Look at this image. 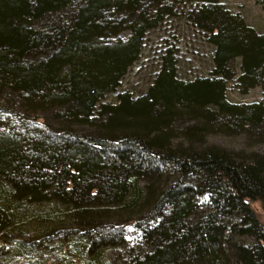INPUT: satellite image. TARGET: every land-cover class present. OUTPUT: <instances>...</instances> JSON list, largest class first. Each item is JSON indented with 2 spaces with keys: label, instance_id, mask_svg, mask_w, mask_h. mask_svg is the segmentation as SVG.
I'll return each instance as SVG.
<instances>
[{
  "label": "trees",
  "instance_id": "16d2710c",
  "mask_svg": "<svg viewBox=\"0 0 264 264\" xmlns=\"http://www.w3.org/2000/svg\"><path fill=\"white\" fill-rule=\"evenodd\" d=\"M173 21L209 69L183 78L173 35L146 92L122 90ZM230 85L262 98L233 102ZM0 99L23 111L6 125L0 108V233L17 249L53 240L61 264H116L128 223L148 250L121 264H264V153L206 140L264 144V31L221 0H0Z\"/></svg>",
  "mask_w": 264,
  "mask_h": 264
},
{
  "label": "rangeland",
  "instance_id": "374dc122",
  "mask_svg": "<svg viewBox=\"0 0 264 264\" xmlns=\"http://www.w3.org/2000/svg\"><path fill=\"white\" fill-rule=\"evenodd\" d=\"M227 5L232 12L239 13L245 21L254 27L257 31H264V0H221ZM128 35L127 31L119 34L121 39H125ZM173 35L177 37L172 39ZM178 41V44H174L179 50V72L183 78H188L197 73L201 74L208 70L206 53L207 46L203 45V40L200 38V34L193 29H190L184 24H180L178 28L177 21L169 23V25L161 26L156 30H151L144 42L142 57L135 63H133L127 70L126 74L121 80V89L128 91L134 96L141 95L146 92L150 81L155 73L157 59L160 52H163V45L167 43H173ZM180 40V41H179ZM172 45V46H174ZM227 98L236 103H252L259 101L262 98L261 90L259 87L251 88L246 93L237 92L231 85L228 88ZM0 108L4 111L3 123L10 125L11 123H17L14 121L12 110L17 113H23L19 111L20 105L16 104L14 107L8 108L7 103L0 99ZM13 108V109H12ZM40 113H34L38 116ZM86 129V128H84ZM210 144L221 146L227 149L240 150L244 149L248 152L257 151L264 153V144H256L246 142L242 136H227L223 133L208 136L206 139ZM206 201V196L200 195L197 198V203L203 204ZM259 220L264 224V203L259 201L252 204ZM123 233L122 239L124 240V246L119 249V255L122 261L127 258H131L134 255H138L140 252L144 253L148 250L144 239L142 238L141 230L134 225L125 224L120 228ZM25 235L22 236L24 240L31 238L32 231L26 230ZM17 235L12 233L11 236H6L0 233V264H61L59 256L54 248H48L55 243L53 240L49 242H39L36 248L17 249L16 240ZM15 237V238H14ZM47 241V240H46ZM53 243V244H52ZM41 244V245H40ZM52 244V245H51ZM113 253V252H112ZM121 260H117L116 264H121Z\"/></svg>",
  "mask_w": 264,
  "mask_h": 264
}]
</instances>
